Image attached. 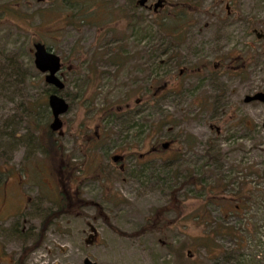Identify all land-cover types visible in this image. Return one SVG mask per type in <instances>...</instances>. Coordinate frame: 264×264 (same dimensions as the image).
Wrapping results in <instances>:
<instances>
[{"label": "rangeland", "instance_id": "rangeland-1", "mask_svg": "<svg viewBox=\"0 0 264 264\" xmlns=\"http://www.w3.org/2000/svg\"><path fill=\"white\" fill-rule=\"evenodd\" d=\"M130 1L0 0V264H226L199 238L248 221L232 213L238 184L264 199V103L243 101L264 89V40L249 25L264 21V0H164L163 11L128 19ZM169 19L186 25L179 42L162 29ZM34 42L60 57L61 90L34 68ZM119 47L131 58L123 66L110 63ZM234 57H245L246 79L226 73L240 66ZM51 93L68 112L57 152L44 153ZM61 205L68 212L41 233ZM252 210L264 226V203ZM211 241L244 264L264 262V227L243 248Z\"/></svg>", "mask_w": 264, "mask_h": 264}, {"label": "trees", "instance_id": "trees-1", "mask_svg": "<svg viewBox=\"0 0 264 264\" xmlns=\"http://www.w3.org/2000/svg\"><path fill=\"white\" fill-rule=\"evenodd\" d=\"M3 12H4V9H3ZM0 14H2V13L0 12ZM85 18L81 16L78 21L80 23H84V22L88 23L85 21ZM242 19H244V18L242 17ZM180 21H183V20H176V21L170 22V19H169L168 22L161 24V25H164L162 28L163 31H165L167 34H169V37H171L172 40H175L174 42L180 41L179 37L182 38L184 36V33H185V32H183V28H182L184 23H182ZM246 21H248L247 18H246ZM249 21H250L249 25H250V28L252 30V33L255 29L264 28V21H259L257 18H255L254 20L251 19ZM245 57H247V56L245 55ZM244 58L241 57L238 59V62H240V66H242L243 62L245 63L246 59H244ZM248 58H249L248 59L249 62L250 61L252 62L254 60L252 54ZM123 61H125L124 57H122L119 54H114L110 57V62H113V63H118V64L122 65ZM242 67L246 68L247 65H246V67L244 65ZM245 74H246V71L242 72L243 76ZM52 92H54V90ZM207 104H208L207 102H204V105H207ZM29 110L32 111L33 109H29ZM162 124H165V121H161L160 124H158L157 129L161 128L163 126ZM45 134H46V138L48 139V142H47L48 149H44L43 150L44 153H47L48 151H56L57 152V146L55 145V142H53V133L48 128L47 132ZM190 138H192V137H190ZM98 139H100V138H98ZM188 144L192 145V142L189 141V142H187V145ZM139 164H141V167L143 168L147 163L140 162ZM189 173L190 174L188 175V177L191 178L189 183H191L193 185L197 184V182L201 183L202 180L200 178L196 177V175H197L196 170H195L194 174L191 172H189ZM0 174H6V172L1 171ZM178 177L179 176H177L176 174L171 176V178H173V179L178 178ZM259 191H260V189L255 184L248 185V183H244V182L238 184V188H236V190H233L235 207L232 209V213H234L237 216V218H239V220L245 219V217H246L245 215H248L250 213L252 215L248 219H245V220H248L246 223H242V225L239 224V227L237 226V229L235 227L229 228V227H225V226L219 227V229L215 227L214 231H213V235H211L212 237L207 235V233L205 235H203L206 239H202V237H200L197 244H198V246L199 245L204 246V249L207 250L206 254H207L208 259L214 261L215 263L225 262L226 264H244L243 259H242L244 253L242 255L239 253V257L234 258V256L233 255L231 256V253H229L225 249H218L220 247L217 246L216 243L214 244L211 241V239L214 241L215 237L222 234L223 236H227L229 238H235L238 242V248H243L245 246H249L250 236L253 233L255 234V236L260 235L261 229L264 227L259 223L261 219H258L259 217L257 216V213L252 210V207L254 204L258 203V204L262 205L264 203V199H263V201L254 199V197H256L255 195L259 196L258 195ZM175 192L176 191H172V193H171L172 194L171 204H173V202H175V200H174V198H175L174 193ZM211 192H213V193H211L212 199L210 198L211 200H209L208 204L209 203L214 204L219 200V199L215 200V198L217 199V197H216L217 194L214 193V190H211ZM218 197H219V194H218ZM223 206L224 205H221V207H223ZM162 210H160V212H162ZM63 212H68V211L63 210L62 205L57 206L56 211L52 212L46 219H44L42 221V223H41L42 226H41L40 232L42 233L44 231V229L46 228L45 223L49 222V219L51 217H55L59 214H62ZM220 212L223 213V210L220 209ZM201 216H202V214H200V215L198 214L196 217L199 219ZM240 226H242V227H240ZM26 250L27 249H25V250L23 249L22 253ZM259 264H264V262H260Z\"/></svg>", "mask_w": 264, "mask_h": 264}, {"label": "water", "instance_id": "water-1", "mask_svg": "<svg viewBox=\"0 0 264 264\" xmlns=\"http://www.w3.org/2000/svg\"><path fill=\"white\" fill-rule=\"evenodd\" d=\"M144 1L145 0H139V4L142 5ZM154 5H158V2ZM254 34L258 39H264V31L255 29ZM32 46L34 68L44 74L43 79L48 85L53 87L55 90H61L63 88V83L57 76V73L60 70V57L57 54H54L48 47L40 42H34ZM46 101L51 112V121L49 122L50 124L48 125V128L52 133H56L63 125L60 116L67 113L68 104L57 93L49 94ZM252 101H260L264 103V91H258V93L247 95L244 98L245 103ZM167 146V143L162 144L163 148ZM117 158L118 156L115 155V157L112 159L115 161ZM83 264L96 263L86 257L83 260Z\"/></svg>", "mask_w": 264, "mask_h": 264}, {"label": "flooded vegetation", "instance_id": "flooded-vegetation-1", "mask_svg": "<svg viewBox=\"0 0 264 264\" xmlns=\"http://www.w3.org/2000/svg\"><path fill=\"white\" fill-rule=\"evenodd\" d=\"M158 2V5H154L155 3H157ZM130 5H131V9L129 8V10H130V12L127 14V15H125L126 16V18H128V19H131V18H134L135 16H134V11H132L133 9H135V8H138V9H144V10H146V11H148V12H154L155 14L158 12V11H163V8H164V5H165V1L164 0H155V1H152V2H150V0H145L143 3H142V5H140L139 4V0H131L130 1V3H129ZM129 5V6H130ZM114 9H116V11L118 12V10H117V8H114ZM227 9H228V7H227ZM226 9V10H227ZM185 10H183L182 9V12H184ZM185 13V12H184ZM126 14V13H125ZM136 14V13H135ZM118 16H119V12H118ZM170 22H172V20L170 19ZM186 27V25L184 24L183 26H182V28H183V32H185V28ZM257 30H262V29H257ZM255 31V30H254ZM254 31H253V35L255 36V34H254ZM262 31H264V30H262ZM257 37V36H256ZM260 40H264V39H260ZM177 42H179V41H177ZM176 43V42H175ZM120 48V47H119ZM123 49H124V47H121L119 50V53H117V52H115V53H117V54H119V55H121L122 57H124V59H125V61H123V63H122V65H120V64H118V63H115V64H117V66H123V65H126V63L128 62V60L130 59L131 60V58L130 57H128V55H127V53H125V51H123ZM133 58H135V56H133ZM234 58H236V57H234ZM233 58V59H234ZM237 59V58H236ZM239 59V58H238ZM238 59H237V61H238ZM110 63H113V62H110ZM61 64V63H60ZM219 67H220V65L218 66V67H213L212 69H213V71H215V69H219ZM248 67H246V68H244V67H242V66H235L234 68H231V69H228V71L226 72V73H231V74H235V73H237L238 75H239V77H241V78H243V79H246V74L243 76L242 75V72H244V71H246V73H247V69ZM206 69H209V66H208V64H201L200 65V67H196V72H197V74L199 75V76H201L200 75V73L199 72H201V71H203V70H206ZM60 70H61V67H60ZM59 70V71H60ZM244 70V71H243ZM59 71H58V73H59ZM208 71V70H207ZM57 73V74H58ZM178 73H180V74H182V71H179ZM61 80V79H60ZM63 83V82H62ZM160 86H158V88H157V90H160V91H163L164 89H166V84H159ZM63 87H64V84H63ZM258 91H264V89H262V90H258ZM158 92V91H157ZM157 92H153V91H151V92H149L148 93V95L150 96V98L151 99H153V100H156L158 97H159V95L157 94ZM255 93H258V92H255ZM255 93H253V94H255ZM247 95H251V94H247ZM147 98V97H146ZM144 100H146V99H142V98H137V101L138 102H141V101H144ZM243 101H244V99H243ZM252 102H260V101H252ZM245 103V102H244ZM247 103H250V102H247ZM261 103H263V102H261ZM68 104V103H67ZM203 107L204 106H206V105H204V102H203V104H201ZM208 105V104H207ZM68 110V109H67ZM68 112V111H67ZM98 138H100V136H98ZM97 138V139H98ZM163 143H167L168 144V146L167 147H165V148H163L162 147V144ZM162 144H161V147H162V149L163 150H167L169 147H170V143L169 142H163ZM154 151V150H153ZM152 150L150 151V152H153ZM153 154L154 155H152V156H156V157H160L161 156V152H159V153H155V152H153ZM157 154H159V155H157ZM116 156H118V158L115 160V161H113V159H112V161L115 163H120L121 162V157L119 156V155H116ZM115 157V156H114Z\"/></svg>", "mask_w": 264, "mask_h": 264}]
</instances>
